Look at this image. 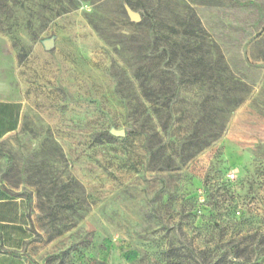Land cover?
<instances>
[{"label":"rangeland","instance_id":"374dc122","mask_svg":"<svg viewBox=\"0 0 264 264\" xmlns=\"http://www.w3.org/2000/svg\"><path fill=\"white\" fill-rule=\"evenodd\" d=\"M0 98L25 264H264V0H0Z\"/></svg>","mask_w":264,"mask_h":264},{"label":"crops","instance_id":"0c3cea01","mask_svg":"<svg viewBox=\"0 0 264 264\" xmlns=\"http://www.w3.org/2000/svg\"><path fill=\"white\" fill-rule=\"evenodd\" d=\"M21 102L0 98V140L20 125ZM29 222L22 198L11 195L0 181V264H25L23 249Z\"/></svg>","mask_w":264,"mask_h":264},{"label":"water","instance_id":"95a60500","mask_svg":"<svg viewBox=\"0 0 264 264\" xmlns=\"http://www.w3.org/2000/svg\"><path fill=\"white\" fill-rule=\"evenodd\" d=\"M125 10H126V13H127L128 17L131 21H133V22H139L140 21V16L138 13L131 10L128 6H125ZM51 46H52V41H46L45 49L49 50L51 48ZM114 134L117 136H122L124 133L121 131V132H115Z\"/></svg>","mask_w":264,"mask_h":264},{"label":"trees","instance_id":"16d2710c","mask_svg":"<svg viewBox=\"0 0 264 264\" xmlns=\"http://www.w3.org/2000/svg\"><path fill=\"white\" fill-rule=\"evenodd\" d=\"M144 89V88H143ZM146 89V88H145ZM156 107L154 108V110L158 113V112H160L161 110H162V108H163V106H168V105H163V104H156L155 105ZM202 144V145H201ZM208 143H197L196 145H197V149H196V153L197 152H200L202 149H203V147H205V145H207ZM195 153V154H196Z\"/></svg>","mask_w":264,"mask_h":264}]
</instances>
